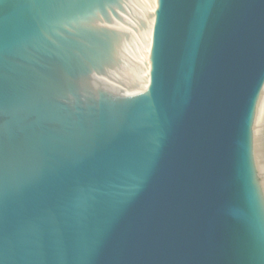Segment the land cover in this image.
<instances>
[{"label":"water","instance_id":"water-1","mask_svg":"<svg viewBox=\"0 0 264 264\" xmlns=\"http://www.w3.org/2000/svg\"><path fill=\"white\" fill-rule=\"evenodd\" d=\"M0 264H264V0H0Z\"/></svg>","mask_w":264,"mask_h":264}]
</instances>
